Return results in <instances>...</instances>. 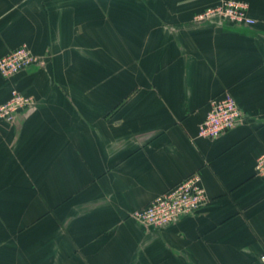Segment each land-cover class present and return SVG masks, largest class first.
Here are the masks:
<instances>
[{
    "label": "crops",
    "instance_id": "0c3cea01",
    "mask_svg": "<svg viewBox=\"0 0 264 264\" xmlns=\"http://www.w3.org/2000/svg\"><path fill=\"white\" fill-rule=\"evenodd\" d=\"M220 0H0V75L34 105L0 121V264H264V0L254 25L195 14ZM228 90L242 120L198 135ZM197 173L205 204L163 227L135 210Z\"/></svg>",
    "mask_w": 264,
    "mask_h": 264
},
{
    "label": "built area",
    "instance_id": "2783aa9c",
    "mask_svg": "<svg viewBox=\"0 0 264 264\" xmlns=\"http://www.w3.org/2000/svg\"><path fill=\"white\" fill-rule=\"evenodd\" d=\"M237 25H254L256 20L249 15L248 5L241 0H220L195 14V20L206 21L210 18ZM37 63V56L22 44L0 57V75L12 77ZM34 105L33 96L23 94L12 88L10 98L0 104V121L13 123L18 112ZM242 120V110L228 90L212 97L208 110L198 126V135L214 139L225 134ZM255 175L264 178V152L254 164ZM207 194L200 183L197 173L190 174L181 182L163 191L147 205L135 210L134 220L146 227H163L189 215L205 204ZM261 259L264 261V254Z\"/></svg>",
    "mask_w": 264,
    "mask_h": 264
}]
</instances>
